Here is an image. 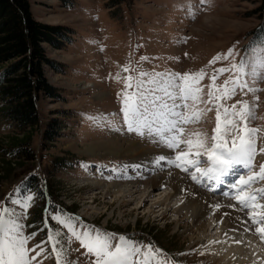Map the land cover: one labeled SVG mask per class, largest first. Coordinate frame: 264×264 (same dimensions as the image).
<instances>
[{
    "label": "rangeland",
    "instance_id": "1",
    "mask_svg": "<svg viewBox=\"0 0 264 264\" xmlns=\"http://www.w3.org/2000/svg\"><path fill=\"white\" fill-rule=\"evenodd\" d=\"M28 1L35 20L44 25L62 27L70 42L64 43L61 48L44 44L47 59L59 69L45 66L47 80L56 89L57 95H42L38 99V131L32 135L27 146L33 154L31 159L9 156L7 140L14 132L0 120V144L5 146L4 151L0 150V202H8L0 203V208L19 211V206L12 201L34 194L24 187V181L34 174L41 184H46L49 194L46 199V195L35 193L23 223L25 234L36 233L28 242L29 246L45 248V254L51 252L52 245L41 242L46 241L49 230L61 227L51 220L53 211L59 209L78 221L74 223L77 230L88 229L92 234L99 230L113 234L117 240L124 236L137 242L142 249L154 254L151 264H219L211 260L215 251L208 244L214 236L211 226L207 225L210 217H204L206 224L195 229L190 220L177 216L173 211L160 216L164 208L155 201H160L170 191V184L157 187L150 197L138 194L135 200L123 197L113 189L105 193L103 187L106 183H114L132 188L141 183L142 190L150 178L174 170L181 175L186 190H193L203 202L215 201L220 207L225 203L236 205L231 208L243 215L241 220L248 227L247 210H238L237 202L226 195L230 190L229 183L220 189L210 190L193 182L190 172L181 171L166 162H160L154 169L152 163L138 158L133 160L114 148L108 150L112 153H108L106 147L110 140L139 142L146 149L150 148L149 155L154 150L163 151L172 158L178 151H187V147L181 144L169 150L127 132L126 127L118 131L96 126L89 117L98 113H118L122 122L117 93L123 95L122 78L129 73L122 68L129 59L136 66L140 56L149 57L139 64L145 72L170 70L183 73L201 69L216 54L235 46L234 55L239 60L249 41L261 35L260 30L264 29V0H132L110 8L106 7V0H69L67 5L62 3L63 0ZM189 4L194 17L188 15ZM180 37L186 40L175 43ZM137 45L140 47L137 48ZM231 62L217 61L207 68V74ZM118 72L120 80L114 78ZM131 75L136 76L137 73L132 72ZM228 76L227 72L221 73L217 83H223ZM208 82L206 75L200 83L206 86ZM255 86L261 89L255 98L252 94L241 96L237 92L227 104L240 99L254 104L255 118L249 126L257 129L255 141L259 149L264 146V79ZM98 93L104 94L99 96ZM52 118L65 127L61 128L53 142L42 144L41 131ZM214 126L213 108L200 122L185 127L190 132L207 130L210 133ZM200 159L207 158L201 156ZM261 162H264V154L257 151L253 170L259 171ZM81 164L85 167H80ZM124 165L140 167L125 169ZM205 166L203 163L199 165L201 168ZM236 171L244 170L237 166ZM109 176L113 178L107 179ZM92 182H98L102 187L97 189L90 184ZM252 187H264V179L257 180ZM140 205V212H137L136 208ZM168 205H173V202H168ZM61 231L65 235V243H68L67 237L71 234L62 227ZM203 233L212 235L204 236ZM71 247L80 250L79 253H72L73 259L86 252L74 238ZM156 249L160 251L156 252ZM80 259L85 257L80 255ZM43 264H55L54 255L45 259Z\"/></svg>",
    "mask_w": 264,
    "mask_h": 264
},
{
    "label": "snow or ice",
    "instance_id": "2",
    "mask_svg": "<svg viewBox=\"0 0 264 264\" xmlns=\"http://www.w3.org/2000/svg\"><path fill=\"white\" fill-rule=\"evenodd\" d=\"M188 8L189 17H194L191 4ZM260 31L261 35L249 41L239 60H236L235 46H232L226 52L216 54L208 61V65L199 70L149 73L139 67L140 62L149 57L140 56L136 66L129 59L122 68L125 73H129L122 78L123 95L117 93L120 113L123 114L122 122L118 119V113H98L89 119L96 126H107L111 130L123 131L126 127L127 132L135 133L139 138L148 139L169 150H174L181 144L187 147V151L176 152L175 158L164 155L152 157L150 163L154 169L160 162L166 161L169 166L190 172L193 182L210 190H215L224 184L225 177L231 176L233 179L226 195L237 202L238 210H247L250 226L245 227L244 231H251L254 227L255 233L264 241V187H252L257 180L264 179V162L259 164V171L253 170L257 151L264 153V147H256L257 129L249 126L250 121L255 118V106L245 99L227 104L237 92L241 96L252 94L255 98V94L261 90L255 86L259 80L264 79V29ZM185 40V37H180L174 42L179 44ZM136 47L139 48L140 45ZM228 60L232 61L228 66L215 68L211 74H207L209 66L217 61ZM132 72L137 75H131ZM226 72L229 73L228 78L223 83H217L218 76ZM206 75L209 82L204 86L200 82ZM114 78L121 79L119 72ZM213 108L215 126L210 133L207 130L190 132L186 129L185 126L200 122ZM201 156H206L207 159L201 160ZM201 163L206 166L199 167ZM237 166H241L244 171L238 173ZM80 167L84 168L85 165L81 164ZM122 167L126 169L140 166ZM34 198L35 194H29L13 200L12 204L18 205L19 211L9 207L0 208V264H43L45 259H50L53 255L55 264H151L154 254L142 249L137 242L124 236L117 240L113 234L99 230L95 234L88 229L77 230L74 223L78 221L59 209L53 211L51 220L71 234L67 237L68 243H65L61 227H54L48 231L46 241L41 242L51 243L50 253L45 254V248L37 245L29 246L28 242L36 233L25 234L23 221ZM210 207L215 209L220 205ZM45 226L47 227V223ZM73 238L79 242L80 248L86 250L85 253H80L85 257L84 260L80 259V255L72 258V253L80 252L78 248L71 247Z\"/></svg>",
    "mask_w": 264,
    "mask_h": 264
},
{
    "label": "trees",
    "instance_id": "3",
    "mask_svg": "<svg viewBox=\"0 0 264 264\" xmlns=\"http://www.w3.org/2000/svg\"><path fill=\"white\" fill-rule=\"evenodd\" d=\"M130 1L106 0V7ZM68 2L63 0L62 3L67 5ZM65 32L60 26H48L35 20L28 0H0V120L14 132L6 148L15 159L29 160L33 156L27 146L38 131V99L42 95H57L46 77L45 66L54 68L55 64L47 59L44 44L61 48L70 42ZM63 127L56 118L50 119L41 131L42 144L53 142ZM4 147L0 144L1 151ZM24 187L42 196L46 188L49 194L46 184H41L34 174L24 181Z\"/></svg>",
    "mask_w": 264,
    "mask_h": 264
},
{
    "label": "bare ground",
    "instance_id": "4",
    "mask_svg": "<svg viewBox=\"0 0 264 264\" xmlns=\"http://www.w3.org/2000/svg\"><path fill=\"white\" fill-rule=\"evenodd\" d=\"M103 94L98 93L99 96ZM107 142H109V145L105 149L108 153H112L108 150L114 148L120 151V153L122 152L123 156H128L133 160L138 158L141 161L150 163L154 156L164 155L167 157V154L163 151L155 150L149 155L148 151L150 148L148 150V148L146 149L139 142L132 140L120 142L118 140H110ZM92 148L94 149L95 147ZM90 184L97 187V189L102 187L98 182H92ZM165 184H170V191L166 195H163L164 197L160 201H155V203H158V205L164 208L160 216L167 211H173L177 216L190 220L192 227L195 229L206 224V222H203L204 217H210L211 221L207 222V225L211 226V231L214 236H211L212 233L208 235L206 233L203 234L204 236H211L210 241L212 243L208 241V244L215 251L211 260L219 264H264V241H261L260 236L255 233L253 227L251 231H244L246 225L241 220L243 215L239 211L229 207L227 203L221 206L220 209H213L210 206L216 205L215 201H211L212 204L211 202H203L193 190H186L187 187L182 183L181 175L174 170H169L150 178L143 185L144 188L142 190L140 188L141 183L132 186V188H128L123 184L106 183L103 188L105 193H109L110 189H113L115 193H119L123 197H128L131 200L138 194L145 196V198L150 197L152 196V191ZM168 202H173V205L169 206ZM141 206L136 208L137 212H140Z\"/></svg>",
    "mask_w": 264,
    "mask_h": 264
}]
</instances>
